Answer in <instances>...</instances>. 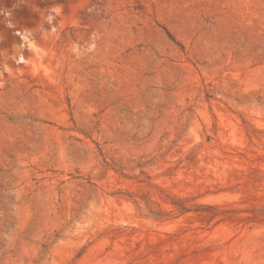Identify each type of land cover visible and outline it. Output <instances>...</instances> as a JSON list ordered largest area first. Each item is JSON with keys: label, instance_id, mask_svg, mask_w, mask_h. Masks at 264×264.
Wrapping results in <instances>:
<instances>
[{"label": "rangeland", "instance_id": "obj_1", "mask_svg": "<svg viewBox=\"0 0 264 264\" xmlns=\"http://www.w3.org/2000/svg\"><path fill=\"white\" fill-rule=\"evenodd\" d=\"M0 12V264H264V0Z\"/></svg>", "mask_w": 264, "mask_h": 264}, {"label": "clouds", "instance_id": "obj_2", "mask_svg": "<svg viewBox=\"0 0 264 264\" xmlns=\"http://www.w3.org/2000/svg\"><path fill=\"white\" fill-rule=\"evenodd\" d=\"M0 15H5V16H7L8 15V13L6 14V13H4V12H0ZM46 23H48V25L50 26V27H52V26H54V20H48V21H46ZM9 26H11V25H9ZM76 47L77 48H81V45H76ZM93 47H94V44H89V45H87L86 46V50L88 51V52H91L92 51V49H93ZM79 54V53H78Z\"/></svg>", "mask_w": 264, "mask_h": 264}, {"label": "trees", "instance_id": "obj_3", "mask_svg": "<svg viewBox=\"0 0 264 264\" xmlns=\"http://www.w3.org/2000/svg\"><path fill=\"white\" fill-rule=\"evenodd\" d=\"M183 209H186L187 207L185 205H182Z\"/></svg>", "mask_w": 264, "mask_h": 264}]
</instances>
